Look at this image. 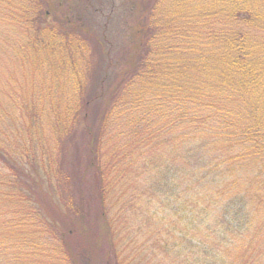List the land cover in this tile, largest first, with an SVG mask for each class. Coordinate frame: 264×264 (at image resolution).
I'll return each instance as SVG.
<instances>
[{"label":"trees","instance_id":"trees-1","mask_svg":"<svg viewBox=\"0 0 264 264\" xmlns=\"http://www.w3.org/2000/svg\"><path fill=\"white\" fill-rule=\"evenodd\" d=\"M85 1L78 8L77 0H0L1 31L19 45L18 63L33 56L43 65L49 50L45 68L75 80L74 103L52 106L45 123L31 101L16 105L40 126L20 137L29 135L22 143L40 173L34 167L39 177L28 176L30 161L20 168L0 149L8 190L0 199L13 211L0 218V264H42L50 260L44 246L58 253L57 264H131L139 240L152 252L188 242L192 259L225 264L221 238L244 227L245 241L254 230L249 242H264V0H123L126 22L137 21L135 39L126 42L125 33L113 42L128 44L115 63L113 48L85 29L83 8H94ZM53 5L65 8L59 27L48 22ZM6 53L0 75H15L14 53ZM95 56L107 58L103 67ZM39 181L52 196H36ZM185 210L187 222L171 213ZM240 256L241 264H264V243H248Z\"/></svg>","mask_w":264,"mask_h":264},{"label":"rangeland","instance_id":"rangeland-1","mask_svg":"<svg viewBox=\"0 0 264 264\" xmlns=\"http://www.w3.org/2000/svg\"><path fill=\"white\" fill-rule=\"evenodd\" d=\"M77 2H78V8L82 7L83 4L86 5L85 0H82V1L77 0ZM79 3H81V6H79ZM92 3H94L93 9L91 7L86 8V9L83 8L85 11V17L83 21L87 25L85 29L88 33H90V35L94 34L101 41L104 40L106 45L109 46L110 49L113 48L114 41L115 43H118V40L119 41L123 40V35L125 33L127 36H129V39L126 42H129L130 40L133 41L135 39L136 25L134 24L137 21L132 19L126 22L125 14L128 12H131V9L127 10L125 8L123 0H93ZM64 9H65L64 7L63 9H58L56 5H53L49 12L48 22L50 24H53L59 27V23L57 21L62 22ZM56 16L58 17V19H56ZM68 25H71V24H68ZM125 25H127L130 28L126 30ZM6 36H11V34H6ZM6 36L3 35V32L1 31V26H0V46L3 47L0 50V64L5 63L3 61L4 59L8 62L9 58L6 52L14 53L16 61L14 63L10 62L12 65L10 63L8 64H10V68H9L10 70L13 71L16 68L17 75L15 74L16 77L15 75H11L10 71L4 74L1 73L0 75V91H5L8 94H11V93L14 94L13 98H10V97L8 98V96L6 97L5 95H2L0 93V149H4V152L6 151V149H8L7 153L9 154L8 156L12 157L11 161H13L20 168H22L21 164H25L26 161L31 162V160H34V159L36 162L39 161L37 156H33L34 153L29 154L26 152L27 150H25V146L23 145L24 143L22 142H24L25 140L28 142L29 135L25 136L24 140L23 139L20 140V137L24 136L23 129L26 128V130L28 131V134H30V132L33 131L35 128H40V126L34 127V124L36 123L34 121L28 122L27 120L29 119V117H25L24 116L25 113H23L24 114L23 115L20 113L21 111H18V109H20L22 103L24 102V99H27L28 103L31 101L33 103L32 105L35 106L36 110H38L39 108V110L43 112L44 123H45L46 120H48L50 117L53 116L52 111L54 110L52 109V106L63 107L65 105H69L70 100L72 101V103H74L73 99L75 98H72V97L74 96L75 91L72 94L70 93L72 92V88H74L75 80H74L73 74L70 77L63 76L64 81H63V78L61 80H58L59 78L56 79V76L54 75L56 74V71L55 72L54 70L49 71L45 68L46 65L48 64V57H47L46 52H48L49 50H45V51L43 50L42 52L44 60H45V61L43 60L44 61L43 65H41L40 61L38 63V61H36V59L33 56L28 57L27 61H25V63L20 65V61L18 63V59H19L18 57L20 55L17 54V52H19L17 50L19 49L18 48L19 45L16 46L14 44H11L12 41L9 40ZM127 45H128L127 43L121 44V46L119 44V46H117L115 49L113 48L112 51L110 52V60L113 61L114 63L116 61L122 60L121 57L123 56V54L126 55ZM82 57H83L82 65H85L84 60L86 56L82 55ZM94 59H97L98 65H101L102 67H103V64L107 61L106 57L102 59L103 61L100 60L98 56H95ZM37 64H40V67ZM7 67H9V65ZM0 69H1V66H0ZM63 83H64V86H63ZM64 89H65L67 96H63L62 98H59L61 96L62 91H64ZM31 90L33 91L34 95L31 94L32 93L31 92L29 98L26 97L28 92ZM38 90H40L39 91L40 93L43 92L40 96L49 92L51 94V97L44 96V99L43 98L40 99L39 97L35 96L37 95ZM17 104H19L18 109H16ZM89 110H90L89 113L92 118L95 115L94 107L90 108ZM30 119L34 120V118H30ZM28 125H30L29 128H28ZM12 132L14 133L12 134ZM37 133L39 132H35V135H37ZM33 135H34V132H31L30 137H32ZM45 139L48 140V144H46L48 148L51 147V145H53L54 143H56L55 137L51 136L49 138L46 137ZM34 167H36V169L38 170L37 172L40 173L39 165L37 163L36 165H33L31 162L29 166L28 165L26 166L28 171H25V172L27 173L28 176L31 175L32 173H35V174L37 173L33 171L32 168ZM20 173L22 174V172ZM34 177L37 178L39 176L38 174H36ZM34 180L36 181L37 179L34 178ZM51 184L52 186L56 185L55 177H53V180L51 179ZM2 186H5V184L0 182V189L7 190L6 188H3ZM10 186L11 187L15 186V184L10 183ZM35 188H36L35 190L36 196L40 198L41 200L42 198H41L40 192L43 190L46 192V194L42 193V195H44L45 197L52 196L47 184L42 183L41 181H39V183H36ZM123 196H127V194H124ZM0 198L3 200V199H6L7 197L1 196L0 194ZM1 201H0V218L5 217L4 214L6 211L7 213L13 214V211L11 212V209H9V203L10 205H12V201H6L5 203L4 201L2 202ZM154 202L156 203V206L154 207V209L159 210V208L157 207L158 202L156 200ZM16 205H17L16 207L22 206L19 203H17ZM156 213H155L156 217L161 216L160 212H156ZM171 213H174L175 217H178V218L180 216H181L180 218L183 217L185 222L190 220L189 210L183 211V213H180L181 215H176L175 212H171ZM19 214L20 212L16 211V216H19ZM174 215L173 217H171V219L175 218ZM250 215H252L253 219L255 220L254 226L256 228L258 227L257 225L259 224L262 225L263 222L261 223V221L259 220V218H257L255 213L252 214V212L250 211ZM156 221L158 222L157 219ZM176 222H179V220H176ZM140 223L142 224V222ZM172 223L174 222L172 221ZM231 224H234V220L231 222ZM179 225L180 224H176V226L173 229L174 232H172L173 234H176L177 231L179 233V230L181 227ZM156 226L158 228H162L159 222L157 223ZM253 228L254 227H252L251 230ZM240 230H237V232L232 236L231 241L229 239L224 240L223 238H221L220 241L218 242V244H220L219 247L221 248L220 249L221 252L224 251L222 256L224 257L225 264H228L229 262H233V264L244 263V259H241L240 255L242 252H244V249L248 246V243H249V246H251L252 248H255L256 245L259 243H264L262 241L259 242V240L255 241V239L254 241L249 242L250 238L253 236L255 232L254 230L250 232V234L248 235V238L245 241V239H243V237L240 235L242 232L245 231V228L242 227L240 228ZM202 233H205V231H202ZM188 234L190 233L188 232ZM143 237L144 236H142V238L140 237V239H143ZM176 237H180V235L176 234ZM213 237H217V236H213ZM257 237L258 236L256 235V238ZM216 239H214L215 243H217ZM46 240L44 241L42 240V244L46 242ZM139 241L140 242L138 244L136 243V245L139 247L137 251H140L139 256L137 258L135 257L132 260L131 264H202L203 263L202 256L198 257L197 255H194L192 259V256H191L192 254L190 253L188 255L189 251L186 247L189 245L188 242H183L181 244H178L171 250L166 249L164 251L152 252V248L151 246L149 247L147 245V242L143 240L142 241L139 240ZM54 246L55 244H50V248L53 249ZM171 246H172L171 244L168 245L169 248H171ZM44 247H46V249L43 251L50 253V258H49L50 260L49 261L43 260L42 264L59 263L57 261L58 253H56L55 251L50 252L51 250L47 251V248L49 249V247L47 246H44ZM231 259L234 261H232ZM25 261L28 264H33L34 262L35 264H40L41 259L37 260L34 258L33 259L28 258Z\"/></svg>","mask_w":264,"mask_h":264}]
</instances>
